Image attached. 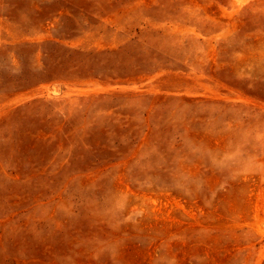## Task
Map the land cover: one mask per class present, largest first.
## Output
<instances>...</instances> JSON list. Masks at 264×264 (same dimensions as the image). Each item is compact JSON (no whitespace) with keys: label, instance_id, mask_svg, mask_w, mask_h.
<instances>
[{"label":"rangeland","instance_id":"obj_1","mask_svg":"<svg viewBox=\"0 0 264 264\" xmlns=\"http://www.w3.org/2000/svg\"><path fill=\"white\" fill-rule=\"evenodd\" d=\"M0 264H264V0H0Z\"/></svg>","mask_w":264,"mask_h":264}]
</instances>
